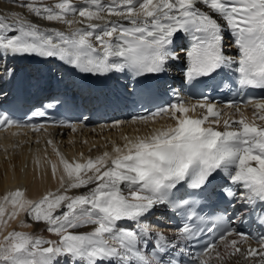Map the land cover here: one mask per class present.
<instances>
[{
	"label": "snow or ice",
	"instance_id": "obj_1",
	"mask_svg": "<svg viewBox=\"0 0 264 264\" xmlns=\"http://www.w3.org/2000/svg\"><path fill=\"white\" fill-rule=\"evenodd\" d=\"M13 3L36 18L66 25L68 31L41 28L16 14L0 15V54L56 57L82 73L128 71L134 78L163 74L170 61L184 60L183 74L189 82L211 80L230 70L238 74L241 89H264V0ZM226 30L234 38L231 45L225 42ZM181 34L189 44L178 49L174 45ZM232 46L235 57L226 52ZM243 103L252 107L251 118L231 101L222 109L207 97L195 102L177 97L150 115L133 117V123H146L167 115L173 125L147 136L125 137L126 143L114 145L111 153L70 161L54 148L63 169L60 188L38 200L27 199L20 189L8 193L0 199V226L23 212L43 222L55 238L9 231L0 239V264H61L62 259L64 264H178L165 257L182 241H195L205 231L219 235L204 245L198 264L233 256L264 264V233L255 236L225 228L217 220L206 228L195 223L204 217L198 214L194 197L205 192L221 171L225 184L235 186L222 187L221 197L242 207H259L264 214V98ZM67 126L75 130L74 125ZM9 127L38 132L44 125H20L0 112V128ZM51 168L56 178L57 165ZM82 188L87 191L69 194ZM161 206L184 214L186 222L172 237L152 233L142 223ZM120 222L131 223L124 227ZM86 226L90 230L78 231ZM250 240L258 247H251Z\"/></svg>",
	"mask_w": 264,
	"mask_h": 264
},
{
	"label": "bare ground",
	"instance_id": "obj_2",
	"mask_svg": "<svg viewBox=\"0 0 264 264\" xmlns=\"http://www.w3.org/2000/svg\"><path fill=\"white\" fill-rule=\"evenodd\" d=\"M43 2L52 4L55 0H43ZM80 2L81 0H77V3ZM13 14L20 15L30 22H35L41 28H56L58 30L68 31L66 25L34 17L26 9L13 3V0H0V15L10 17ZM109 19L118 20L119 18L110 17ZM96 22L101 23L100 21ZM76 26L79 25H74L73 27ZM181 45L186 47V44L179 36L174 46L179 49ZM181 54L183 55V53ZM25 55L13 56L0 54V94L6 91V85H14L17 87L23 76L26 77L28 84L34 82L42 84L48 79L51 82H61L64 84L68 82L69 78L65 73L68 64L65 61L52 57L45 69L32 68L29 72H24L21 70H27L28 67L26 65L31 63L26 62L24 65H20L18 62ZM233 55L234 53L229 56ZM184 63V60H178L170 61L168 65L173 70H180L184 66ZM5 69L11 70L10 73L5 72ZM17 69L19 70L15 71ZM179 75L181 77L184 76L183 72H179ZM241 110L247 117H252L253 109L251 106H245ZM225 111L231 112L233 110L225 109ZM189 115H196V113H190ZM168 119L171 118L166 116L146 123L128 122L126 126L123 125L124 127L122 129H117L116 127L113 128L114 131L105 132L102 130L98 134L90 132V129H85L82 133L76 132L77 127L70 132L65 129L53 130L51 128L36 134L31 132L27 133L26 130L0 132V199L8 193L15 191L17 187L20 190L25 188V196L31 200H38L46 192L59 189V176L63 174V169L59 162V157L53 150L54 148L70 161L80 160L81 157L84 159L88 157L95 158L96 156L102 155L105 151L111 153L114 145L123 146L126 143L125 137L133 139L137 136H147L155 129L172 125L174 120L171 119V121L166 122ZM49 140L52 141L51 145L47 143ZM94 144H97L96 147L92 146ZM3 146L5 149H3ZM52 164L57 165L56 178H53ZM85 191L87 189H74L69 194H81ZM25 224L30 226L26 227L24 226ZM12 230L27 232L44 238H55L51 233L46 231V225L43 222L37 223L23 212L15 219L9 220L6 225L0 226V239ZM88 230H90V227L86 226L78 231ZM61 264H64L63 259L61 260ZM228 264H230V261Z\"/></svg>",
	"mask_w": 264,
	"mask_h": 264
},
{
	"label": "rangeland",
	"instance_id": "obj_3",
	"mask_svg": "<svg viewBox=\"0 0 264 264\" xmlns=\"http://www.w3.org/2000/svg\"><path fill=\"white\" fill-rule=\"evenodd\" d=\"M96 145H97V144H94V145H92V146H96ZM3 149H5L4 146H3Z\"/></svg>",
	"mask_w": 264,
	"mask_h": 264
}]
</instances>
